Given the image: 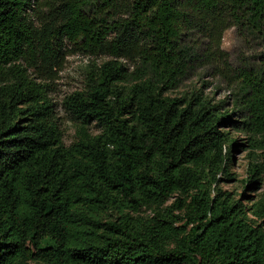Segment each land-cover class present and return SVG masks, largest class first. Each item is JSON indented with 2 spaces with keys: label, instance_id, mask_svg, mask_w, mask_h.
Instances as JSON below:
<instances>
[{
  "label": "trees",
  "instance_id": "obj_1",
  "mask_svg": "<svg viewBox=\"0 0 264 264\" xmlns=\"http://www.w3.org/2000/svg\"><path fill=\"white\" fill-rule=\"evenodd\" d=\"M230 26L264 37V0H0V264H264V54L232 67ZM77 52L108 59L65 145L49 92Z\"/></svg>",
  "mask_w": 264,
  "mask_h": 264
},
{
  "label": "rangeland",
  "instance_id": "obj_2",
  "mask_svg": "<svg viewBox=\"0 0 264 264\" xmlns=\"http://www.w3.org/2000/svg\"><path fill=\"white\" fill-rule=\"evenodd\" d=\"M202 41L206 43V40L203 39ZM220 48L227 54L228 62L232 67H256L260 57L264 54V37L236 26H230L222 34ZM106 59H108L106 56H90L81 52L69 54L50 85L52 90L49 92V97L54 105L53 110L60 129L61 139L65 145L71 144L77 138L80 123L65 108L63 99L74 91L83 89L86 70L90 63L99 64ZM203 80L208 83L204 92L215 97L216 100L232 96L231 88L218 76H213L207 72ZM189 83L186 81L185 85ZM199 83L196 78L192 79V84L197 87ZM229 117L231 121L221 127L231 131L234 136H237V139L244 138L241 133L232 131L231 126L234 125L232 122L235 117L230 116V114ZM86 127L91 134L98 132V127L94 123ZM248 159L247 150L236 146L232 153V171L235 174L234 179L237 180L222 183L223 186L234 191L237 197L242 191V179L245 177V165ZM263 189L264 186L260 190ZM247 193L254 196L256 191H247Z\"/></svg>",
  "mask_w": 264,
  "mask_h": 264
}]
</instances>
